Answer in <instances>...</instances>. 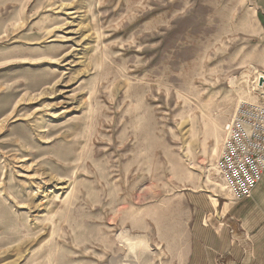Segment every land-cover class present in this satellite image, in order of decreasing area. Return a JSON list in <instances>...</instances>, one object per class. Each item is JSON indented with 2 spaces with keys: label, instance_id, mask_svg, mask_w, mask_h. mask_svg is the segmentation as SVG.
<instances>
[{
  "label": "rangeland",
  "instance_id": "1",
  "mask_svg": "<svg viewBox=\"0 0 264 264\" xmlns=\"http://www.w3.org/2000/svg\"><path fill=\"white\" fill-rule=\"evenodd\" d=\"M242 9L0 0V264H156L211 237L199 219L238 202L222 127L264 101L258 38L227 35Z\"/></svg>",
  "mask_w": 264,
  "mask_h": 264
},
{
  "label": "crops",
  "instance_id": "2",
  "mask_svg": "<svg viewBox=\"0 0 264 264\" xmlns=\"http://www.w3.org/2000/svg\"><path fill=\"white\" fill-rule=\"evenodd\" d=\"M237 5H242L243 9L233 18L235 28L227 35H242L251 41L258 38L261 43H255V62L251 66L264 68V57L260 61L259 56L264 54V0H237ZM207 215L210 222L199 219L197 225L209 231L210 238L191 237L183 247L178 241L179 245L169 251V259H157L156 264H218V261L221 264H264V171L249 198L221 208L216 222L211 221L210 210ZM195 226L194 221L187 228L191 230Z\"/></svg>",
  "mask_w": 264,
  "mask_h": 264
},
{
  "label": "built area",
  "instance_id": "3",
  "mask_svg": "<svg viewBox=\"0 0 264 264\" xmlns=\"http://www.w3.org/2000/svg\"><path fill=\"white\" fill-rule=\"evenodd\" d=\"M222 130L215 171L234 200L249 198L264 171V101L243 103Z\"/></svg>",
  "mask_w": 264,
  "mask_h": 264
},
{
  "label": "bare ground",
  "instance_id": "4",
  "mask_svg": "<svg viewBox=\"0 0 264 264\" xmlns=\"http://www.w3.org/2000/svg\"><path fill=\"white\" fill-rule=\"evenodd\" d=\"M29 93V92H28ZM53 94V93H52ZM37 95V94H36ZM1 117V116H0Z\"/></svg>",
  "mask_w": 264,
  "mask_h": 264
},
{
  "label": "water",
  "instance_id": "5",
  "mask_svg": "<svg viewBox=\"0 0 264 264\" xmlns=\"http://www.w3.org/2000/svg\"><path fill=\"white\" fill-rule=\"evenodd\" d=\"M261 81V80H260Z\"/></svg>",
  "mask_w": 264,
  "mask_h": 264
}]
</instances>
